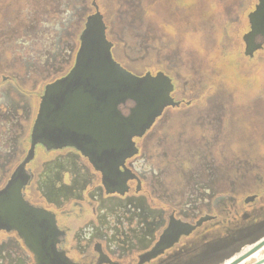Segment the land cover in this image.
<instances>
[{
  "label": "flooded vegetation",
  "instance_id": "obj_1",
  "mask_svg": "<svg viewBox=\"0 0 264 264\" xmlns=\"http://www.w3.org/2000/svg\"><path fill=\"white\" fill-rule=\"evenodd\" d=\"M199 2L204 19L207 10ZM215 3L220 2L210 4ZM257 3L250 0L245 10L248 27L242 40ZM179 5L190 7L184 1ZM85 10L74 6L56 25L59 35L50 59L10 67H3L5 59L0 61V211L15 209L16 217L0 213V264H217L264 236V191L239 202L232 190V161L225 168L212 157L219 144L208 140L216 137L215 129L220 136L227 127L232 140V109H202L198 123L191 121L193 114L182 118L201 143L184 165V134L173 127L180 118L167 109L181 110L186 99H176V80L166 68L138 74L114 57L138 76L168 75L174 85L171 96L179 102L166 107L144 134L133 138L136 150L114 175H104L74 146H33L32 131L46 86L66 76L75 64L78 49L63 38L64 29L71 37L73 23L81 19L76 16ZM187 19L172 16L165 26L175 34ZM196 31L187 38L197 42L193 50H200ZM243 43L248 60L264 49L263 45L248 55ZM132 105L119 109L128 114ZM24 215L33 218L31 225L20 222Z\"/></svg>",
  "mask_w": 264,
  "mask_h": 264
},
{
  "label": "rangeland",
  "instance_id": "obj_2",
  "mask_svg": "<svg viewBox=\"0 0 264 264\" xmlns=\"http://www.w3.org/2000/svg\"><path fill=\"white\" fill-rule=\"evenodd\" d=\"M183 1L190 7L179 5ZM201 1L207 10L204 19L198 12L199 0H0V61L5 59L3 67L6 63L10 67L50 59L59 35L56 25L74 6L83 5L86 10L82 16H76L81 19L73 23L71 37L67 36V28L62 35L74 43L77 51L86 16L98 7L107 26V37L114 43V57L138 74L168 69L176 80V99L191 100V105L182 101L181 110L167 109V113L180 118L173 127L184 134V165L190 154L197 151L199 139L191 136L193 132L182 124V118L193 114L191 121L198 123L202 109H232V140L226 127L220 136L215 129L216 137L208 141L219 144L212 152L218 166L227 168L232 161V190L243 202L247 195L264 191V49L253 60L244 54L242 34L248 26L245 28L243 15L250 0ZM213 1L220 2L219 6L211 5ZM172 16L188 18L178 24L180 29L175 34L165 26ZM197 29L201 49L197 46L193 50L192 43L197 42L187 37ZM185 141L195 145L185 147ZM256 241L242 245L232 257L217 264L238 257ZM260 250V257H251L241 264L261 262L264 247Z\"/></svg>",
  "mask_w": 264,
  "mask_h": 264
},
{
  "label": "water",
  "instance_id": "obj_3",
  "mask_svg": "<svg viewBox=\"0 0 264 264\" xmlns=\"http://www.w3.org/2000/svg\"><path fill=\"white\" fill-rule=\"evenodd\" d=\"M248 17L250 29L243 40L245 53L253 55L264 45V0H258ZM106 29L96 7L80 34L73 68L46 86L32 143H42L47 148L74 146L96 169L111 176L136 150L133 138L144 134L166 107L179 102L171 96L174 85L165 73L138 76L123 67L113 56V43ZM129 102L133 105L128 114H123L119 106ZM27 207L29 211L31 207ZM14 210L4 208L0 213L14 220ZM21 219L26 225L33 222L30 216ZM262 245L264 240L227 264H241Z\"/></svg>",
  "mask_w": 264,
  "mask_h": 264
},
{
  "label": "bare ground",
  "instance_id": "obj_4",
  "mask_svg": "<svg viewBox=\"0 0 264 264\" xmlns=\"http://www.w3.org/2000/svg\"><path fill=\"white\" fill-rule=\"evenodd\" d=\"M261 239L264 240V237H262V238H260L259 240H257L256 243H254L249 249H251L252 247H254L255 245H257L260 241H262ZM263 247H264V245H262V246H261L256 252H254L250 257H248L247 260L250 259L251 257H260V256H259L260 251H261L260 249L263 248ZM249 249H247L244 253H246ZM244 253H242V254H244ZM242 254H241V255H242ZM239 256H240V255H239ZM239 256H238V257H239ZM236 258H237V257H236ZM232 259H233V258H231L229 261H226L225 264L229 263ZM234 259H235V258H234ZM259 264H264V259H262V261L259 262Z\"/></svg>",
  "mask_w": 264,
  "mask_h": 264
}]
</instances>
